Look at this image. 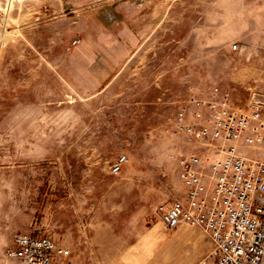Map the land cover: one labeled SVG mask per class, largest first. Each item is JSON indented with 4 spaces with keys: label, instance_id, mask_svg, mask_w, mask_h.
<instances>
[{
    "label": "rangeland",
    "instance_id": "rangeland-1",
    "mask_svg": "<svg viewBox=\"0 0 264 264\" xmlns=\"http://www.w3.org/2000/svg\"><path fill=\"white\" fill-rule=\"evenodd\" d=\"M263 25L264 0H0V264L22 231L68 237L77 264L149 262L154 226L176 262L206 256L201 229L155 212L183 194L170 153L194 148L168 117L214 86L245 104ZM100 220L113 232L76 239Z\"/></svg>",
    "mask_w": 264,
    "mask_h": 264
},
{
    "label": "built area",
    "instance_id": "built-area-1",
    "mask_svg": "<svg viewBox=\"0 0 264 264\" xmlns=\"http://www.w3.org/2000/svg\"><path fill=\"white\" fill-rule=\"evenodd\" d=\"M249 90L247 102L238 104L214 86L207 97L192 99L198 106L193 117L187 105L168 117L194 148L170 153L183 194L160 201L155 212L168 229L188 224L208 236L210 250L194 264H264V85L254 81ZM128 159L119 155L111 172L120 173ZM66 254L50 235L20 232L2 260L60 264Z\"/></svg>",
    "mask_w": 264,
    "mask_h": 264
},
{
    "label": "crops",
    "instance_id": "crops-1",
    "mask_svg": "<svg viewBox=\"0 0 264 264\" xmlns=\"http://www.w3.org/2000/svg\"><path fill=\"white\" fill-rule=\"evenodd\" d=\"M256 46V45H255ZM254 46V47H255ZM262 48V46H261ZM262 60V58H261ZM263 78H261V85H264V81L262 80ZM83 225V229L79 228L76 229L74 228V230L72 231L76 236L77 240H81V241H89V240H98V239H102V237L100 236L101 234H108V233H112L113 230L111 228L113 225V222H110L108 220H100L97 223H93V222H82ZM93 226V228H92ZM157 226L153 227V230L151 231L152 235H156L157 239V245L155 246V249L153 251V257L149 262H142L143 264H168L169 261L173 264H187L185 259L183 258H177V261L175 260V257L169 252V248L167 247V245H163V243L161 242L165 236L164 235H158L156 230ZM69 228H66V232L63 233L64 235L68 236L69 235ZM24 232V231H22ZM20 233V232H18ZM16 233V234H18ZM15 234V235H16ZM93 234V236H91ZM14 235V237H15ZM89 235L91 237H89ZM158 235V236H157ZM51 237L54 238L57 242H59L60 244H62L66 250H67V254L62 258L65 260V264H77L79 259H77V254L74 252V248L71 245H67L64 244L63 242L67 241L68 237H62L61 239L55 237L54 235L51 234ZM161 239V240H160ZM209 239V238H208ZM159 240V242H158ZM14 241V239H13ZM63 241V242H61ZM211 244V242H210ZM60 264H62V261L60 262Z\"/></svg>",
    "mask_w": 264,
    "mask_h": 264
}]
</instances>
